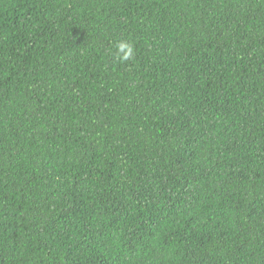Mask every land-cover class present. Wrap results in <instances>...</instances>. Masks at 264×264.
Masks as SVG:
<instances>
[{"label": "trees", "instance_id": "trees-1", "mask_svg": "<svg viewBox=\"0 0 264 264\" xmlns=\"http://www.w3.org/2000/svg\"><path fill=\"white\" fill-rule=\"evenodd\" d=\"M0 264H264V0H0Z\"/></svg>", "mask_w": 264, "mask_h": 264}, {"label": "clouds", "instance_id": "clouds-1", "mask_svg": "<svg viewBox=\"0 0 264 264\" xmlns=\"http://www.w3.org/2000/svg\"><path fill=\"white\" fill-rule=\"evenodd\" d=\"M118 47H119V51L123 53L121 59L127 60L131 57L133 53V49L129 44L120 43Z\"/></svg>", "mask_w": 264, "mask_h": 264}]
</instances>
